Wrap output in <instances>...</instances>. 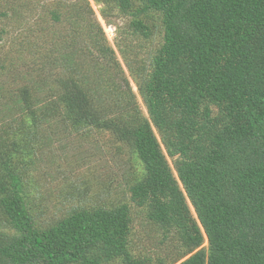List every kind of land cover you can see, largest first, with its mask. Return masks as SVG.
I'll list each match as a JSON object with an SVG mask.
<instances>
[{
  "label": "trees",
  "instance_id": "16d2710c",
  "mask_svg": "<svg viewBox=\"0 0 264 264\" xmlns=\"http://www.w3.org/2000/svg\"><path fill=\"white\" fill-rule=\"evenodd\" d=\"M93 1L127 74L88 0L53 2L47 39L0 29V264H264V0ZM90 131L132 159L154 249L124 201L33 208L41 150Z\"/></svg>",
  "mask_w": 264,
  "mask_h": 264
},
{
  "label": "rangeland",
  "instance_id": "374dc122",
  "mask_svg": "<svg viewBox=\"0 0 264 264\" xmlns=\"http://www.w3.org/2000/svg\"><path fill=\"white\" fill-rule=\"evenodd\" d=\"M15 1V6L22 4L23 9L20 11L23 15L10 19L9 11L8 21L4 23V20L0 19V29L4 28L7 23L12 32H17L13 35L14 42L26 34V28H37V31L31 29L30 33L39 40L47 39L51 31L56 28L62 29V25H58L49 16V9L53 7L52 3L56 0ZM64 1L68 3L71 0H61V2ZM88 2L106 38L113 46L119 63L123 66L120 54L113 45L115 33L112 28L106 26L100 16L102 5L93 0H88ZM5 68L8 70L13 67L7 65ZM124 71L126 73L125 68ZM3 77L0 74V84ZM128 79L136 93L137 103L146 115L136 87L131 79ZM132 164L128 153L115 145L108 133L101 135L96 131H90L87 135L71 132L67 135L58 134L57 140H53L50 146L41 150L39 162L36 164L37 170H31L33 175L31 183L35 188L30 187V200L34 205L33 208L43 217L44 221H50L68 213L71 208H76L78 205H91L103 201L108 203L124 201L131 207L135 218L133 223L135 248L140 251L152 250L156 245L154 244L156 240L150 238V235L156 232L149 223L142 220L140 210L131 205L128 199V184L132 179L134 169ZM191 211L193 213L192 208ZM206 244L204 242L202 246Z\"/></svg>",
  "mask_w": 264,
  "mask_h": 264
}]
</instances>
